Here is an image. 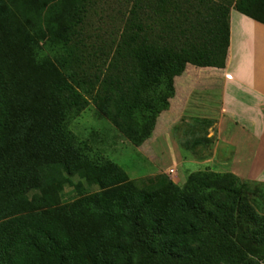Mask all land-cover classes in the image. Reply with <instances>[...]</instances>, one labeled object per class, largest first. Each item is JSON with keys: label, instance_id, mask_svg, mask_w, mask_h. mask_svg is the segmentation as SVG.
I'll return each mask as SVG.
<instances>
[{"label": "trees", "instance_id": "16d2710c", "mask_svg": "<svg viewBox=\"0 0 264 264\" xmlns=\"http://www.w3.org/2000/svg\"><path fill=\"white\" fill-rule=\"evenodd\" d=\"M77 1L0 0V264H264L263 181L198 170L145 186L70 128L92 99L142 145L188 63L226 67L231 8L264 23V0H183L173 33L184 43L171 29L151 39L134 8L112 67L90 84L44 49L68 50ZM213 124L184 117L175 130ZM68 181L79 196L61 204Z\"/></svg>", "mask_w": 264, "mask_h": 264}, {"label": "rangeland", "instance_id": "374dc122", "mask_svg": "<svg viewBox=\"0 0 264 264\" xmlns=\"http://www.w3.org/2000/svg\"><path fill=\"white\" fill-rule=\"evenodd\" d=\"M214 1L220 3L222 0ZM178 5L185 7L183 0H78L68 8L73 19L68 30V50L60 46L52 48L49 44L44 45V49L48 50L49 46L54 55L65 52L70 61L68 72L75 80L85 77L89 79V84L92 79L98 82V78L105 77L112 67L114 51L134 8L149 25L146 31L151 39H157L171 29V36L178 43L187 41V37L173 33L180 31L182 26L181 12L175 10ZM164 16L166 19L159 22L163 26H154L156 19L160 20ZM200 40V37L196 39L198 43ZM119 70L115 66L112 72L117 75ZM70 128L79 138L118 163L131 179H143L145 186H156L146 179L157 174H166L176 184L183 185L192 172L211 170L226 173L232 164V153L228 145L219 142L216 124L209 127L182 126L177 131L173 130V137L168 136L174 141L171 149H177L175 141L179 142L181 155L172 152L164 134L148 140L146 149L133 144L110 118L98 110L92 99L81 114L72 120ZM193 137L201 140L186 142ZM205 137L209 138L208 142ZM236 162L238 164V160ZM70 181L76 182L77 179L72 178ZM78 196L76 188L68 181L60 191V203H69Z\"/></svg>", "mask_w": 264, "mask_h": 264}, {"label": "crops", "instance_id": "0c3cea01", "mask_svg": "<svg viewBox=\"0 0 264 264\" xmlns=\"http://www.w3.org/2000/svg\"><path fill=\"white\" fill-rule=\"evenodd\" d=\"M174 85L170 107L161 112L148 140L164 134L171 149L174 141L168 136L173 137L184 117L212 119L219 142L232 153L228 171L264 182V23L231 8L226 67L188 63ZM175 143L177 149L171 150L181 155L180 144Z\"/></svg>", "mask_w": 264, "mask_h": 264}, {"label": "built area", "instance_id": "2783aa9c", "mask_svg": "<svg viewBox=\"0 0 264 264\" xmlns=\"http://www.w3.org/2000/svg\"><path fill=\"white\" fill-rule=\"evenodd\" d=\"M228 77H230V76H228Z\"/></svg>", "mask_w": 264, "mask_h": 264}]
</instances>
